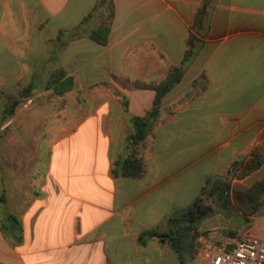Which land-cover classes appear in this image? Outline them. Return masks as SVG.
Listing matches in <instances>:
<instances>
[{
	"label": "crops",
	"instance_id": "1",
	"mask_svg": "<svg viewBox=\"0 0 264 264\" xmlns=\"http://www.w3.org/2000/svg\"><path fill=\"white\" fill-rule=\"evenodd\" d=\"M99 2L0 0L4 134L39 131L15 117L43 98L51 72L82 86L38 157H0V264H178L167 242L140 236L234 160L264 156V0H112L105 45L88 38ZM176 67L180 80L149 116L156 91L137 84H161ZM136 117L146 137L125 145ZM132 155L145 162L136 178L114 168ZM253 215L219 210L195 242L224 245ZM199 249L190 264H211Z\"/></svg>",
	"mask_w": 264,
	"mask_h": 264
},
{
	"label": "trees",
	"instance_id": "2",
	"mask_svg": "<svg viewBox=\"0 0 264 264\" xmlns=\"http://www.w3.org/2000/svg\"><path fill=\"white\" fill-rule=\"evenodd\" d=\"M100 7L104 8V12ZM112 0H100L94 9L96 16L95 28L91 29L88 38L100 45L107 43V34L109 32ZM87 21V20H85ZM83 21L82 23L84 24ZM80 27V26H79ZM181 68H172L166 79L158 85H142L139 87H150L156 91L154 107L149 112V116L154 114L156 107L163 95L175 85L181 77ZM77 82L71 76H67L64 70L57 69L51 72L47 78L44 90L50 91V96L64 98V95L73 91L77 87ZM32 86L20 92L21 97L28 98ZM146 118L136 117L132 119L134 131L124 139L125 145H132L144 141L146 137L145 124ZM3 117L0 116V125ZM260 167H264V156L254 152L249 158H238L234 160L226 173L207 180L200 194L194 201L182 210H174L164 221V228L149 230L140 236V241L147 238H156L161 242H167L169 247L176 254L178 264H190L192 260V251L195 240L199 236L197 228L206 218L217 213L219 210L228 211L232 204H235L239 213L244 216L256 213L262 202L261 195L264 194V179L254 182L250 187L244 190H231L230 181L233 178L242 179L253 173ZM114 168L123 176L136 178L145 171V162L143 157L132 155L114 163ZM115 169L114 174H118ZM230 236H235L236 232H228Z\"/></svg>",
	"mask_w": 264,
	"mask_h": 264
},
{
	"label": "rangeland",
	"instance_id": "3",
	"mask_svg": "<svg viewBox=\"0 0 264 264\" xmlns=\"http://www.w3.org/2000/svg\"><path fill=\"white\" fill-rule=\"evenodd\" d=\"M40 89V88H39ZM45 94L42 99L35 100L36 106L29 111H25L24 114L18 115L15 117L16 124H27L32 126V128H38L37 131H24L20 132L17 130L16 132L5 133L3 132V127L0 129V157H12V158H33L38 157L37 146L41 140L44 138L47 140H51L56 133H52V125L57 124V120L60 119L61 128L64 126L67 127L68 124V104L71 99H68L72 96V94L76 95L82 92V86L77 85L76 89L73 91H69L64 95V99L60 98L61 101H58L56 97L50 96V91L44 90ZM69 95V96H68ZM68 96V97H67ZM56 107V108H55ZM59 108V118L54 116ZM57 109V110H56ZM37 110V116H35V111ZM63 124V125H62ZM28 126L29 128H31ZM34 128V129H35ZM40 128L44 130V132L40 131ZM28 148V149H27ZM250 175V174H249ZM245 176L242 179L233 178L230 181L231 190H244L250 187L254 182L260 181L264 179V176L259 174H254L251 176ZM249 176V177H248ZM248 177V178H247ZM262 205L259 210L254 213L253 218L264 217V194L261 195L260 198ZM231 211L233 213H238L237 207L235 204H232ZM200 225V224H199Z\"/></svg>",
	"mask_w": 264,
	"mask_h": 264
},
{
	"label": "built area",
	"instance_id": "4",
	"mask_svg": "<svg viewBox=\"0 0 264 264\" xmlns=\"http://www.w3.org/2000/svg\"><path fill=\"white\" fill-rule=\"evenodd\" d=\"M199 250L211 264H264V217L254 220L224 245L201 239Z\"/></svg>",
	"mask_w": 264,
	"mask_h": 264
},
{
	"label": "water",
	"instance_id": "5",
	"mask_svg": "<svg viewBox=\"0 0 264 264\" xmlns=\"http://www.w3.org/2000/svg\"><path fill=\"white\" fill-rule=\"evenodd\" d=\"M200 243L199 242H195L194 245V250L197 249L199 247ZM228 249H231L230 247H227Z\"/></svg>",
	"mask_w": 264,
	"mask_h": 264
}]
</instances>
